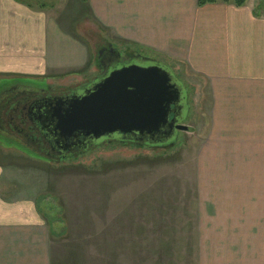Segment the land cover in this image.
Returning <instances> with one entry per match:
<instances>
[{"label":"rangeland","instance_id":"1","mask_svg":"<svg viewBox=\"0 0 264 264\" xmlns=\"http://www.w3.org/2000/svg\"><path fill=\"white\" fill-rule=\"evenodd\" d=\"M16 1L48 10L59 0ZM80 30L91 62L83 73L1 79L0 91L18 85L61 96L87 87L109 39L87 18ZM139 52L183 84L188 131L165 151L103 143L64 160L0 137V163L48 183L41 205L57 233L50 235L23 187L0 188V264H264V92L253 90L264 88V77H250V57L233 64L247 75L203 74L188 61Z\"/></svg>","mask_w":264,"mask_h":264},{"label":"crops","instance_id":"2","mask_svg":"<svg viewBox=\"0 0 264 264\" xmlns=\"http://www.w3.org/2000/svg\"><path fill=\"white\" fill-rule=\"evenodd\" d=\"M197 1L59 0L48 10H34L23 1L0 0V80L83 73L91 63L80 30L84 18L105 31L112 45L188 61L203 74L218 69L219 74L244 75L233 64L236 58L250 57L255 62L250 77H264V8L257 0L240 8L223 2L199 8ZM18 166L0 163V188L23 187L20 193L38 214L36 201L48 192V183Z\"/></svg>","mask_w":264,"mask_h":264},{"label":"water","instance_id":"3","mask_svg":"<svg viewBox=\"0 0 264 264\" xmlns=\"http://www.w3.org/2000/svg\"><path fill=\"white\" fill-rule=\"evenodd\" d=\"M129 50L124 54L135 53L148 65L114 67L80 92L44 100L43 121L59 147V160L103 143L165 151L175 146L178 132L188 131L182 124L188 112L183 84L169 67L142 56L138 49ZM128 136L133 141L128 143Z\"/></svg>","mask_w":264,"mask_h":264},{"label":"flooded vegetation","instance_id":"4","mask_svg":"<svg viewBox=\"0 0 264 264\" xmlns=\"http://www.w3.org/2000/svg\"><path fill=\"white\" fill-rule=\"evenodd\" d=\"M97 60L100 70L98 78L104 76L114 67L132 63L148 65V63H142L141 58L139 59L135 53L127 55L121 53V56L117 57L107 45H103L99 49ZM39 92L18 85L0 91V137L14 141L21 139L22 142L16 140L17 143L36 155H45L44 157L50 160L59 159L61 157L59 147L55 145L54 139L43 121L44 100L55 95L38 94ZM133 139V136L126 138L128 143ZM24 140L25 142H23Z\"/></svg>","mask_w":264,"mask_h":264},{"label":"trees","instance_id":"5","mask_svg":"<svg viewBox=\"0 0 264 264\" xmlns=\"http://www.w3.org/2000/svg\"><path fill=\"white\" fill-rule=\"evenodd\" d=\"M80 1L82 3H86L87 2V0H80ZM247 1L248 0H220V1L219 0H198L197 1V6L199 8H202V7L206 6V5H212V4H216L217 2H223V3H226V4H232L233 6L240 8V7H244L246 5ZM42 202H43L42 197L38 198V200L36 201L37 212H38V214H40L41 218L46 222L50 235L52 237H54V236H56L57 233L53 232L52 224H50V223H52L53 220H51V219H49L47 217V214L45 213V210L42 208V205H41ZM58 208H60V210L63 209V207L61 205H59ZM44 214H46V215H44ZM64 226L67 227V225H64Z\"/></svg>","mask_w":264,"mask_h":264}]
</instances>
